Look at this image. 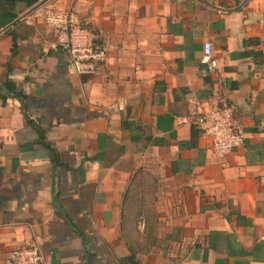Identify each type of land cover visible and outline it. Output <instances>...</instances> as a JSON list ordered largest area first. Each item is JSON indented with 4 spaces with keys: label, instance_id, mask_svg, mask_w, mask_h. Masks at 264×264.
Segmentation results:
<instances>
[{
    "label": "crops",
    "instance_id": "0c3cea01",
    "mask_svg": "<svg viewBox=\"0 0 264 264\" xmlns=\"http://www.w3.org/2000/svg\"><path fill=\"white\" fill-rule=\"evenodd\" d=\"M106 54L78 75L39 12ZM0 28V264H264V0H42ZM212 45L215 72L201 64ZM229 105L217 156L192 126Z\"/></svg>",
    "mask_w": 264,
    "mask_h": 264
},
{
    "label": "built area",
    "instance_id": "2783aa9c",
    "mask_svg": "<svg viewBox=\"0 0 264 264\" xmlns=\"http://www.w3.org/2000/svg\"><path fill=\"white\" fill-rule=\"evenodd\" d=\"M39 16L45 27L54 32L55 41L51 49L67 53L75 73L91 77L101 73L106 58L105 50L96 43L94 35L80 25L72 11L44 7ZM200 61L208 73L215 72L217 61L214 59L211 43L204 42ZM191 124L210 140L212 151L217 156H225L243 144L244 134L229 105L197 112ZM1 144L0 138V152ZM9 262L43 264V258L36 246H16L9 254Z\"/></svg>",
    "mask_w": 264,
    "mask_h": 264
},
{
    "label": "trees",
    "instance_id": "16d2710c",
    "mask_svg": "<svg viewBox=\"0 0 264 264\" xmlns=\"http://www.w3.org/2000/svg\"><path fill=\"white\" fill-rule=\"evenodd\" d=\"M41 1L42 0H0V28L5 27L16 19V6L21 5L26 9H30L36 7ZM0 90H3L6 94H11L21 102L24 99L23 94L16 90L14 84L10 82L5 83ZM0 98L2 102H5V95L0 94Z\"/></svg>",
    "mask_w": 264,
    "mask_h": 264
}]
</instances>
